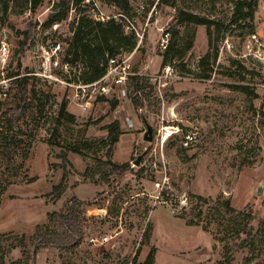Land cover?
<instances>
[{"label":"rangeland","instance_id":"rangeland-1","mask_svg":"<svg viewBox=\"0 0 264 264\" xmlns=\"http://www.w3.org/2000/svg\"><path fill=\"white\" fill-rule=\"evenodd\" d=\"M151 1H131L137 15L128 19L144 38L134 51L116 57L128 56L129 78L149 79L140 95L143 105L137 107L129 78L123 86L103 83L110 92L102 93L99 85L84 88L77 81L83 70L80 60L68 69L61 67L71 57L70 40L81 16L96 19L100 14L98 21L112 17L127 24L119 10L100 0H84L77 10L72 6L62 23L44 28L61 0H42L35 10L25 0H0V41L11 48L7 64H0V93L8 94L0 101V119L19 102L18 83L8 78L18 70L30 75L31 98L36 92L51 96L48 120L33 110L16 129L23 131V143L31 145L16 177L13 169L21 158L15 147L0 154V188L5 187L0 198V264H144L152 251L153 264L263 260L252 263L250 249L227 236L231 227L226 220L251 215L264 249V0H250L254 19L239 22L244 30L233 25L227 31L234 12L229 0L180 1V9L224 24L220 34L213 29L211 40L205 25L187 22L175 36L178 11L151 6ZM250 23L254 34L248 33ZM168 33L167 45L177 57L164 65L168 47L163 48L162 40ZM57 43L61 51L51 57L48 53ZM56 59L59 67L53 65ZM234 86L249 89L237 91ZM62 103L75 116L74 123H55ZM115 121L121 122L123 135L109 151L106 128ZM146 123L153 128L152 141L144 139ZM139 156L141 165L136 166ZM99 159L130 163L131 169L120 177ZM89 167L93 170L86 174ZM193 196L210 203L201 207ZM219 200L229 202L232 210L223 208L224 221L213 215ZM70 206L77 208L83 224L80 243L75 248L44 247L28 262L40 232L65 230L50 215ZM200 211L204 221L189 225V220L198 221ZM104 238L108 241L102 243ZM227 247L230 262L224 255Z\"/></svg>","mask_w":264,"mask_h":264},{"label":"trees","instance_id":"trees-1","mask_svg":"<svg viewBox=\"0 0 264 264\" xmlns=\"http://www.w3.org/2000/svg\"><path fill=\"white\" fill-rule=\"evenodd\" d=\"M29 3L31 10H35L41 3L42 0H25ZM84 0H61L58 4L59 10L48 17V19L43 23L44 28H51L56 24L62 23L67 19L69 11L75 7L76 10L81 6ZM103 4L107 5L110 8H116L120 11L122 17H127L134 19L136 17V11L132 4V0H100ZM182 1L183 4L187 5L186 0H159L156 2L152 0L150 2L151 6L157 4V8L160 7H171L178 11V16L176 18L177 24L175 30H173L174 35H178V26H181L183 23H194L197 25H205L208 30V35L210 40L212 38V31L215 29L219 34L223 31L224 24L212 20L210 18L199 16L193 13L191 10L180 9L179 2ZM229 3L234 6V12L231 16L230 23L226 30L230 29L233 25H239L243 30L246 26L239 24L243 20H253L254 19V8L253 3L250 0H229ZM190 6V5H189ZM187 6V9L191 7ZM8 10V5L5 6V11ZM78 26L73 33L72 39L70 40L69 52L70 56L67 59V62L73 63L77 62L82 65L83 70L81 76L78 78V82L83 84H91L96 81H99L107 72L108 63L110 58H116L124 53H130L134 51L137 46V39L134 34H126L124 30V25L122 22L116 20L115 18H110L107 21H97L91 16L84 15L81 16L78 22ZM249 31L248 33L254 34L256 32L255 26L251 23L248 24ZM218 56V49L215 51L214 61L216 62ZM177 57V51H175L173 46H168L163 59V64L166 65L169 61ZM233 64L238 63L237 60H232ZM206 65V61H203V66ZM21 67V64L19 65ZM208 77V76H207ZM9 79H13L18 83L20 99L19 102L13 108L7 110L4 113V116L1 117L0 123V154H4L9 151L12 147H15L17 158H21V161L13 169V176L16 177L20 171L25 167L26 161L29 159V149L31 145L23 143V131L21 129L16 130L17 127L21 126L24 123L25 116L28 112L33 110L38 111V115L46 117L48 116L45 113L46 108L49 105L51 96L39 97V94L36 92L34 97L31 98L32 90L29 88L30 85V75H23L20 70L16 73L8 76ZM131 81L130 86L133 87L135 92L134 102L137 107L143 105V98L140 97L143 92V87L149 83V79L142 77H130ZM233 89L237 91H245L249 89L246 86H234ZM141 93V94H140ZM131 96V94H130ZM56 124L60 125L62 119H66L68 122L74 123L75 116L67 111L66 103H62L59 108L58 115L53 118ZM109 137L107 143L109 142L110 149L120 141V137L123 135L122 124L120 121H115L112 124L108 125ZM75 153L82 154L81 150L74 149ZM110 155V152H109ZM100 165L104 167L110 166V173H114L117 176H122L131 169L130 163H125L123 165L113 164L111 161L101 159L98 160ZM93 170L92 167L87 168L86 174ZM32 182L36 181V178L31 180ZM57 189V188H56ZM5 187L1 186L0 188V198L4 193ZM195 200L201 204V207L208 205L210 200L202 196H193ZM216 207L214 208L213 215L218 216L221 220H226V213L223 208L226 210L232 211L230 209V203H221L218 201ZM51 220L59 221L61 225L65 227L63 232L59 231H50L45 230L40 232L35 237V250L31 255L28 256V262L31 261L34 255H36L42 248L47 246H56V247H70L75 248L83 236V224L80 216L78 215L77 208L75 206H70L66 212L58 214L54 212L50 215ZM204 212L200 211L197 218L198 221L189 220V225H199L201 221H204ZM254 218L251 215L240 213L236 216L230 217L227 221V224L230 225V230L227 232V236L233 239L237 238L240 241V244L243 247L249 248L253 257L252 260L255 261L258 257H261L263 260L256 262L255 264H264V249L257 242V235L254 227L252 226ZM260 225L263 226L264 222L260 221ZM205 230H208L207 226H204ZM242 236H245L242 239ZM149 238V235L147 236ZM263 243V242H262ZM261 247L258 249V247ZM227 253L230 254L229 248L226 249L225 260L228 262L231 259L227 258ZM1 255V253H0ZM1 262L3 261L2 256H0ZM23 260H18L15 264H22ZM154 263V251H152L144 264H153ZM226 264V263H219Z\"/></svg>","mask_w":264,"mask_h":264},{"label":"built area","instance_id":"built-area-1","mask_svg":"<svg viewBox=\"0 0 264 264\" xmlns=\"http://www.w3.org/2000/svg\"><path fill=\"white\" fill-rule=\"evenodd\" d=\"M88 1H89V3H91V0H88ZM142 9L144 10V6ZM138 14L140 15L141 11H138ZM99 17H100V14L96 15L95 16L96 20L97 19L99 20L100 19ZM121 17H122V15H121ZM123 18H124V21L126 19V22H127V24H125V23L123 24L126 34H130L129 31H131V34H134L136 36V39H138L137 41L139 43H141L143 38H144V34H141L136 29L135 25L127 17H123ZM101 19L104 20L103 17ZM108 19H110V17ZM168 40H169V33L164 35V38L162 40V46L165 49L168 47V45H167ZM60 51H61V44L57 43L53 46L50 53H48V54L49 55L51 54V57L52 56L57 57L58 53H60ZM10 53H11V48H10L9 43L5 40H1L0 41V64L1 65L4 66L7 64L8 59L10 57ZM51 62H52V60H51ZM128 62H129V59H128L127 55H124L121 58H110L106 74L99 81H96V82L91 83V84H84V88L96 87L97 85H99L101 87L102 93H109L110 87L107 84L102 85L103 83L111 82L112 84H114V86L125 85L128 81L129 76L132 74L131 73V65ZM60 63H61V61H58L56 59L53 62V65L55 67H59ZM61 65H63V66H61L62 69L63 68L68 69L70 63L66 61L65 64L63 63ZM9 80H12V79H9ZM7 97H8L7 92L0 93V101H2L3 99L6 100ZM129 127H132L131 122H129ZM187 139L192 140V137L188 136ZM188 143H189V141H186V144H188ZM94 241H95L94 239H91V242H94ZM107 241H108V238H104L102 240V243L107 242Z\"/></svg>","mask_w":264,"mask_h":264},{"label":"water","instance_id":"water-1","mask_svg":"<svg viewBox=\"0 0 264 264\" xmlns=\"http://www.w3.org/2000/svg\"><path fill=\"white\" fill-rule=\"evenodd\" d=\"M147 124V132L144 136V139L146 141H152L153 140V128L151 125H149L148 123ZM143 158V156H139L138 159L135 161V165L136 166H140L141 165V159ZM261 192V189L259 190V193Z\"/></svg>","mask_w":264,"mask_h":264}]
</instances>
